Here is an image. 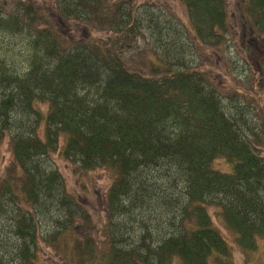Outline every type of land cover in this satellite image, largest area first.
<instances>
[{"label": "trees", "instance_id": "trees-1", "mask_svg": "<svg viewBox=\"0 0 264 264\" xmlns=\"http://www.w3.org/2000/svg\"><path fill=\"white\" fill-rule=\"evenodd\" d=\"M176 1L187 24L135 0H0V264H233L210 207L241 249L264 240V0L236 26L229 0ZM141 35L152 73L123 59ZM206 48L246 86L221 90ZM54 153L112 175L98 220Z\"/></svg>", "mask_w": 264, "mask_h": 264}, {"label": "rangeland", "instance_id": "rangeland-1", "mask_svg": "<svg viewBox=\"0 0 264 264\" xmlns=\"http://www.w3.org/2000/svg\"><path fill=\"white\" fill-rule=\"evenodd\" d=\"M230 1V22L232 25L236 26L238 18L240 17V4L241 0H229ZM136 3L148 2L154 6L157 10H162L164 13H172L174 17L179 18L185 24H187V19L185 17V11L180 3L176 0H135ZM43 6L48 7L51 10V6L48 2L41 1ZM51 12V11H50ZM69 29L66 30L67 35H74L80 37L82 34L79 33L78 29L85 34H92L93 36H100L102 34L95 32H88L84 30L82 26H76L69 23ZM78 28V29H77ZM138 40V41H137ZM135 42L134 46L130 47L128 51L123 55V59L133 66H140L145 68L148 73H152L149 65V60L147 56L152 52L151 46L148 44L144 36H139ZM231 51L233 47L229 48ZM192 54L197 58L196 63L200 64L202 69L210 74V78L215 84L220 87L221 90L228 88L230 86H239L241 89L246 86L247 81L238 83L234 78L230 77L226 65L229 66L227 58L224 61L217 53L216 50L212 48H206L204 51H193ZM257 54L255 57H258ZM219 58V62L215 59ZM226 63V65H225ZM259 67V66H258ZM264 98V91L262 88L256 89V99L261 104ZM258 104V106L260 105ZM42 109H46L47 105L42 104ZM261 107V106H260ZM264 117V113L262 114ZM2 159L0 162V179L4 174V169L10 161V152L7 150V142H4L1 146ZM261 154L264 156V149H262ZM52 159L55 166L59 169L63 175L67 189L70 193L74 194L76 197L86 205L95 220H98L103 214L105 209L104 195L108 189L111 181L112 175L105 169H94L87 172H79L75 165L71 164L69 161L62 159L57 153L52 154ZM215 165L217 167L224 168V164L221 161H216ZM210 213L212 215L213 223L215 227L221 232L223 237L228 243L231 251V258L233 264H264V240L259 241V246L256 250H243L236 242V237L229 229L224 225L223 221L219 218L217 212L214 208L210 207ZM44 253V258L51 261L54 264H63L58 256L53 258V255ZM54 253V252H53Z\"/></svg>", "mask_w": 264, "mask_h": 264}]
</instances>
